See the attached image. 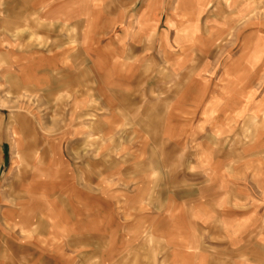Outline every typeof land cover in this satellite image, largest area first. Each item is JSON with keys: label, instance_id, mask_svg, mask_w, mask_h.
I'll return each instance as SVG.
<instances>
[{"label": "rangeland", "instance_id": "obj_1", "mask_svg": "<svg viewBox=\"0 0 264 264\" xmlns=\"http://www.w3.org/2000/svg\"><path fill=\"white\" fill-rule=\"evenodd\" d=\"M246 150L264 183V0H0V264L227 262Z\"/></svg>", "mask_w": 264, "mask_h": 264}, {"label": "crops", "instance_id": "obj_2", "mask_svg": "<svg viewBox=\"0 0 264 264\" xmlns=\"http://www.w3.org/2000/svg\"><path fill=\"white\" fill-rule=\"evenodd\" d=\"M10 131L13 137L16 147L20 148L23 146V140L29 135L34 136L36 134V126H41V120L38 116H33L28 118L24 115H18L11 118ZM246 157L250 160L246 161L245 171L250 172L248 177H245V182L234 183L233 181L228 185H222L221 183L213 182L205 189L213 188L218 190H229L228 200L234 202V206H239L241 208L234 212V223L227 224L229 228L227 229L230 256L227 260L229 264H264V183L252 182V171L253 167L250 164L252 162V151L246 150ZM234 172V171H233ZM232 172V173H233ZM236 180V179H235ZM230 191L232 197L230 195ZM216 203L207 200L204 201L205 208L202 213L198 212L197 221L205 223L204 225L209 226L211 222L216 221L218 216L219 219L224 217L222 211L215 210L213 206ZM209 230L217 232L216 227L209 229L206 227L203 231ZM224 261L222 264H226ZM212 264H216V259H214ZM228 264V263H227Z\"/></svg>", "mask_w": 264, "mask_h": 264}]
</instances>
